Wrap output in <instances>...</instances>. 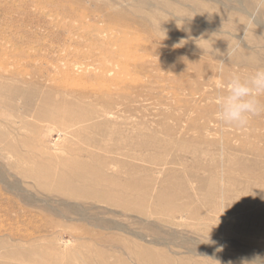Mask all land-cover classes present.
Returning a JSON list of instances; mask_svg holds the SVG:
<instances>
[{
	"label": "rangeland",
	"instance_id": "rangeland-1",
	"mask_svg": "<svg viewBox=\"0 0 264 264\" xmlns=\"http://www.w3.org/2000/svg\"><path fill=\"white\" fill-rule=\"evenodd\" d=\"M264 0H0V264L264 258Z\"/></svg>",
	"mask_w": 264,
	"mask_h": 264
},
{
	"label": "clouds",
	"instance_id": "clouds-1",
	"mask_svg": "<svg viewBox=\"0 0 264 264\" xmlns=\"http://www.w3.org/2000/svg\"><path fill=\"white\" fill-rule=\"evenodd\" d=\"M224 93L220 96L217 118L225 124L245 127L249 118L259 114V97L264 95V69H257L245 78L233 74L226 83L218 82ZM251 264H264V258L257 256Z\"/></svg>",
	"mask_w": 264,
	"mask_h": 264
}]
</instances>
